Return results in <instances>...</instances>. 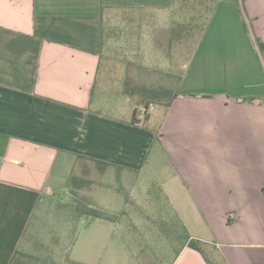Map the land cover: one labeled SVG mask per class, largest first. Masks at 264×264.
I'll use <instances>...</instances> for the list:
<instances>
[{"label": "crops", "instance_id": "obj_1", "mask_svg": "<svg viewBox=\"0 0 264 264\" xmlns=\"http://www.w3.org/2000/svg\"><path fill=\"white\" fill-rule=\"evenodd\" d=\"M173 5L0 0V264H10L40 200L62 189L79 156L149 186L154 150L168 160L158 184L185 234L170 264H208L187 237L226 264H264V53L255 41H264V0H217L156 125L150 116L132 124L134 108L125 117L95 108L105 12Z\"/></svg>", "mask_w": 264, "mask_h": 264}, {"label": "rangeland", "instance_id": "obj_2", "mask_svg": "<svg viewBox=\"0 0 264 264\" xmlns=\"http://www.w3.org/2000/svg\"><path fill=\"white\" fill-rule=\"evenodd\" d=\"M214 4L215 0H175L168 10L106 11L95 108L125 117L137 107L147 124L149 102V123L156 125ZM161 87L170 94L162 93ZM127 89L133 96L125 93ZM115 104L122 108L115 109ZM148 161V171L157 178L149 186L122 169L79 163L74 173L88 182L78 183L81 188L71 192L67 179L59 194L42 197L17 264H170L185 234L173 227L175 215L162 196L168 189L158 184L167 180L168 160L154 150ZM87 209H105L115 221L93 219L84 214Z\"/></svg>", "mask_w": 264, "mask_h": 264}, {"label": "trees", "instance_id": "obj_3", "mask_svg": "<svg viewBox=\"0 0 264 264\" xmlns=\"http://www.w3.org/2000/svg\"><path fill=\"white\" fill-rule=\"evenodd\" d=\"M174 2H175V0H174ZM216 2H217V0H215V4H216ZM213 9H214V6L211 8L210 15L213 12ZM209 17H208V20H209ZM208 20H207V22H208ZM206 26H207V23L202 27L201 36L203 35V33H204L205 29H206ZM201 36H200V38H201ZM200 38H199V40H200ZM199 40H198V42H199ZM255 41H256V44H257L259 50L262 53H264V41L260 37H257V36L255 37ZM178 81H179V79H178ZM178 81H177V84H178ZM161 88H162L161 89L162 90V93H164V94H170V90L168 91V89H165L163 87H161ZM125 93L128 94V95H130V96H133V93L129 89H127V91ZM175 97H177L176 90L171 95V97L169 98V101L165 104V108H168L170 102ZM149 108H150V103L147 102L145 104V113H144V118L145 119L148 118L147 115H148ZM138 114H139L138 113V109H137V107H135L134 110H133L132 118H131V123L132 124H140L141 123L142 119H140V117H138ZM79 163H82V164H91V163L93 164L94 163L95 165H104V166H106V165L107 166H111L112 165L110 163H106V162H102V161H99V160L89 159V158H86V157H83V156H79L78 157V162L76 163V166L74 167V170H72V172H71V174H70V176L68 178V186H69V189H70L71 192L72 191H77V190H79L81 188L80 186H78V183L88 182V181H86L84 179H80L74 173L75 172V168L78 166ZM57 194H59V193H57ZM84 212H85L84 214H90V216L93 219H104V220H109V221H115L114 219H112V216L105 209H102V211H97V210H94V209H89V210L87 209ZM34 215H35V211H34L32 217L30 219V222L33 219ZM30 222L28 224V227L26 229V232H25L24 236L27 233V230L29 228ZM24 236H23V238H24ZM23 238H22V240H23ZM186 240H187L186 244L189 247H191V248L199 251L204 256V258L208 262V264H226L224 262V260L220 256L215 255V254L214 255H211L213 252H211V250H210L211 249V246L207 242L202 241L200 239H196V238H190L189 239V237H187ZM21 245H22V241H21L19 247L17 248V250H16V252H15V254H14V256H13L11 262H10V264H15V263L17 264L18 258H20L19 256H21V255L24 254L21 251ZM78 264H82V263H78Z\"/></svg>", "mask_w": 264, "mask_h": 264}, {"label": "built area", "instance_id": "obj_4", "mask_svg": "<svg viewBox=\"0 0 264 264\" xmlns=\"http://www.w3.org/2000/svg\"><path fill=\"white\" fill-rule=\"evenodd\" d=\"M235 216L234 213H229V217Z\"/></svg>", "mask_w": 264, "mask_h": 264}]
</instances>
